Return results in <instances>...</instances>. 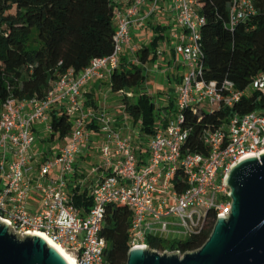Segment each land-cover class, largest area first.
<instances>
[{
    "label": "built area",
    "instance_id": "2783aa9c",
    "mask_svg": "<svg viewBox=\"0 0 264 264\" xmlns=\"http://www.w3.org/2000/svg\"><path fill=\"white\" fill-rule=\"evenodd\" d=\"M199 1H172L178 28L171 38L189 73L178 87V116H164L166 125L160 120L147 160L138 156L131 139L113 128L114 121L104 109L87 108L82 86L94 80L110 81L125 47H131L133 27L144 26L162 0H132L124 10H116L113 52L93 59L78 76L70 69L53 83L46 97L7 98L0 112V219L14 232L45 236L67 251L75 264H107L108 243L102 231L108 205L131 210V248H151L149 238L184 240L202 232L209 213L215 214L216 221L220 215H230L232 199L225 178L232 165L249 154L264 152V113L235 114L223 126L205 129L202 139L208 152L194 153L185 148L189 129L184 126L183 111L191 106L196 111L199 104L233 108L248 92L264 93V73L246 91L237 90L228 79L220 85L205 80L201 35L205 18ZM256 13L252 0H232L229 26L233 29ZM58 110L72 124L67 142L55 151L35 152L37 126L51 135L52 112ZM91 124L106 139L101 147L104 162L94 171L100 175L89 188L92 204L85 209L75 205L72 187L84 189L86 178L75 179L79 172L83 177V166L77 171L76 163L82 145L92 147ZM34 194L40 196V202ZM172 216L175 219L169 221ZM157 251L186 253L180 249Z\"/></svg>",
    "mask_w": 264,
    "mask_h": 264
},
{
    "label": "trees",
    "instance_id": "16d2710c",
    "mask_svg": "<svg viewBox=\"0 0 264 264\" xmlns=\"http://www.w3.org/2000/svg\"><path fill=\"white\" fill-rule=\"evenodd\" d=\"M118 0H0V112L11 95L19 100L44 98L54 82L74 69L80 75L98 57L110 55L114 49L116 31L115 12ZM257 13L239 21L231 29L232 0H200V13L205 21L201 27L204 50V78L219 85L226 79L235 83L237 90L246 91L253 80L264 73V0H252ZM169 27L157 26L150 45L138 52L139 63L121 58L120 65L110 77L113 93L139 90L147 81L144 65L157 59L156 50L161 40L169 39ZM38 43L31 48V43ZM182 81V78L181 80ZM125 111L135 121H143V130L154 136L158 131L155 115L157 105L147 93L124 95ZM87 106L97 108L89 94ZM169 117L175 111L169 107ZM185 109L184 126L189 129L185 148L194 153H207L202 133L228 123L235 114L264 113V93L248 92L233 108H214L197 105ZM161 111V108H160ZM168 119L163 118L164 125ZM53 133L65 139L72 129L68 116L60 110L52 112ZM84 176V175H83ZM74 203L88 209L92 204L88 188L72 187ZM132 212L127 206H107L102 235L108 247L107 264H127L131 249L130 228ZM216 216L209 213L200 234L168 242L149 238L151 249H180L183 252L199 249L210 237Z\"/></svg>",
    "mask_w": 264,
    "mask_h": 264
},
{
    "label": "water",
    "instance_id": "95a60500",
    "mask_svg": "<svg viewBox=\"0 0 264 264\" xmlns=\"http://www.w3.org/2000/svg\"><path fill=\"white\" fill-rule=\"evenodd\" d=\"M232 208L220 215L199 249L159 253L133 247L127 264H264V152L231 166L225 178ZM0 264H69L45 238L14 232L0 219Z\"/></svg>",
    "mask_w": 264,
    "mask_h": 264
},
{
    "label": "rangeland",
    "instance_id": "374dc122",
    "mask_svg": "<svg viewBox=\"0 0 264 264\" xmlns=\"http://www.w3.org/2000/svg\"><path fill=\"white\" fill-rule=\"evenodd\" d=\"M176 23H173V26L171 28H168L166 31V36L170 38L169 39H162L159 47L167 53L174 50L173 43L169 44V48L167 47L169 42H176L174 39L171 38V34L173 31L176 30ZM172 29V31H170ZM156 34H152V37H154ZM151 35L149 36V40L147 41V44L150 45L152 42V38H150ZM170 45H173V49H170ZM38 46L37 42H34V40L31 43V48H36ZM172 56V55H171ZM169 62V60H167ZM152 63V61H150ZM168 62L164 61L163 68L162 70L158 71L157 69L155 70L154 67H158L157 64L154 65L151 64L152 68V73L150 76V81L149 83H145L144 85V93H147L150 95L154 101V103L157 105V109L155 112L156 118H157V125L160 124V120L169 114L170 109L169 108H162L160 111V107H169L171 104V100L167 98V96H171L172 101L174 102V107L175 111H173L172 115L173 117L178 116V107L176 105V99L178 95V86L180 85V79L189 73L188 68L184 64V56L181 54L180 55V66L176 67L175 66V61L173 64L170 66ZM149 63V62H148ZM182 63V64H181ZM144 74H147V66L145 65L144 67ZM170 78V79H169ZM171 80V82H170ZM108 87L105 88L104 91H106ZM101 91V94L98 96L99 103L106 105H113L114 110H116V113L113 114L114 117V125L121 124V127L124 131L123 136L126 138L131 139L133 141V144L135 143L136 148H140L141 146L143 147H148V145L151 142L150 139V134L147 133L146 131L143 130V121H135L134 117H132L129 113L125 111L124 103H123V98L124 95L123 93H112L110 91V94ZM136 96H139L140 92L139 90H135ZM130 93V91H129ZM143 93V92H142ZM112 110V112L114 111ZM38 130L36 131L35 135V144H34V151L35 152H40L43 150H52L55 151L57 150L58 147L64 145L67 140L66 139H60L56 137L54 140H50V133L47 132L44 127H41V125L37 126ZM93 130H89L90 133V143L92 144V147L88 152L90 154V160H80L79 163L83 166V172L84 176L78 177L76 179H81V178H86V182L84 185V188H90L95 181L98 180L97 175L100 174H95L94 171L103 164L104 160H101V147L103 145L102 139L98 137H94L93 135ZM139 139H142V142H139ZM91 151V152H90ZM87 152V153H88ZM34 198L40 202L41 198L38 194H34ZM175 219L173 216L168 218L169 221ZM176 229H181L179 226L175 227Z\"/></svg>",
    "mask_w": 264,
    "mask_h": 264
},
{
    "label": "crops",
    "instance_id": "0c3cea01",
    "mask_svg": "<svg viewBox=\"0 0 264 264\" xmlns=\"http://www.w3.org/2000/svg\"><path fill=\"white\" fill-rule=\"evenodd\" d=\"M172 1L173 0H162L161 5L159 7V10L157 11V13L146 22V24L144 26H134L132 29V42H131V47H125L122 57L126 58L128 61H133L136 62L138 60V56H137V52L145 45L147 44V41L149 40V36L151 35L150 38L152 37L153 32V28L157 27V26H162V27H169L171 28L173 26V23H175V18H174V14L172 11ZM132 0H118L116 2L117 5V9L118 10H124L126 7H128L131 4ZM147 9V8H146ZM178 27H176L177 29ZM172 31V29L170 30ZM152 40V39H151ZM170 43H173V45H175L174 50L173 49V45H170V52L167 53V51H165L164 49L162 50L160 47H158V49L156 50V56L157 59L154 62H149L147 64H145L147 66V81L146 83H149V79L152 73V68L150 67L151 64L154 63L157 64L158 67H154V69L160 71L163 68L164 61L168 62L167 60H169L168 64L171 66L173 64V62L175 61V66L179 67L180 66V53H178L176 51V46L177 43L176 42H169L167 47L169 46ZM169 48V47H168ZM134 49V50H132ZM172 55V56H171ZM182 64V63H181ZM144 65V67H145ZM170 79V78H169ZM181 80V79H180ZM171 82V80H170ZM181 84V81H180ZM145 85V84H144ZM144 85L139 89V92L142 94V92L144 93ZM180 86V85H179ZM178 86V87H179ZM108 87V89L106 91L105 88ZM82 90L85 93V97L86 99H88L89 94H92L94 99L96 100V104H97V108H93V107H88L89 109H101V110H105V113L108 117H110L113 121H114V117L113 114L116 113V110H114L113 105H104L102 103H99V99L98 96L101 94V91L106 92L107 94H110L111 91V86H110V81L108 80H94L92 82H89L85 85L82 86ZM112 92V91H111ZM127 93H129V91H126ZM113 93V92H112ZM131 96L133 97L136 95L135 91H130L129 93ZM167 98L169 100L172 101L171 96H167ZM125 107V105H124ZM161 110L162 108L164 109L165 107H160ZM112 110H114L112 112ZM113 128L117 131H119L122 135L124 134V131L121 127V124H113ZM89 130H93V136L96 137V139L98 137H100L102 139V141H104L106 139V134L105 133H99L98 132V128L96 127V125H90L89 126ZM153 136H150V139H152ZM139 142H142V139H139ZM134 146L136 148V145L134 143ZM93 148V147H89L86 144H83L81 147V152L78 155V161L76 163V170L79 171L81 170V164L79 163L80 160H90V154H89V150ZM137 154L139 157L143 158V160H147L149 157V145L148 147H143L141 146L140 148H136ZM88 152V153H87ZM91 152V151H90ZM101 160H103L101 158ZM100 174H98L97 176H99ZM96 176V175H95ZM81 177V173H76L75 174V179Z\"/></svg>",
    "mask_w": 264,
    "mask_h": 264
},
{
    "label": "bare ground",
    "instance_id": "6f19581e",
    "mask_svg": "<svg viewBox=\"0 0 264 264\" xmlns=\"http://www.w3.org/2000/svg\"><path fill=\"white\" fill-rule=\"evenodd\" d=\"M254 155L256 154H249L248 156H254ZM36 235H39L45 238L51 246H53L56 250H58L64 256V258L69 262V264H75L74 258L67 251H65L60 245L56 244L55 242L51 241L50 239L46 238L45 236L39 233H36Z\"/></svg>",
    "mask_w": 264,
    "mask_h": 264
}]
</instances>
